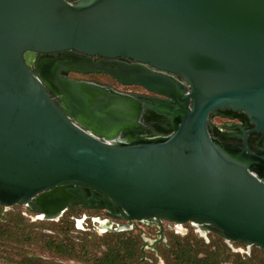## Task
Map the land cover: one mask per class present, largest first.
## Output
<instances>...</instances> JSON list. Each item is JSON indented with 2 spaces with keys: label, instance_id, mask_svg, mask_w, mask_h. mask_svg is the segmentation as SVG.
Masks as SVG:
<instances>
[{
  "label": "water",
  "instance_id": "1",
  "mask_svg": "<svg viewBox=\"0 0 264 264\" xmlns=\"http://www.w3.org/2000/svg\"><path fill=\"white\" fill-rule=\"evenodd\" d=\"M57 52L62 63L31 71L32 56ZM218 110L264 133V0H0V206L33 202L47 219L100 204L264 252V152L214 140ZM146 112L171 133L147 135Z\"/></svg>",
  "mask_w": 264,
  "mask_h": 264
},
{
  "label": "flooded vegetation",
  "instance_id": "2",
  "mask_svg": "<svg viewBox=\"0 0 264 264\" xmlns=\"http://www.w3.org/2000/svg\"><path fill=\"white\" fill-rule=\"evenodd\" d=\"M70 3L76 0H66ZM69 55L76 57H84L83 55L75 52L68 51L66 52ZM45 60H55L57 63H62L64 61L62 57V53H49V54H41L37 53L29 59L30 69L34 74H37L36 64L38 62H42ZM93 61L97 60V57L92 58ZM123 62L130 63V60L120 59ZM67 78L78 80V81H88L95 84H99L105 86L107 88L114 89L118 92L129 94L132 96H142V97H155V95L145 91L141 87L137 86H122L118 84L111 77L106 76L104 74H76V73H63ZM90 76H103L110 80V82L114 83V86L105 85L102 83L94 82L86 80L87 77ZM175 78L182 82L179 76H175ZM122 88V89H119ZM129 88L138 89L136 90H128ZM52 96V95H51ZM54 100H56L53 97ZM141 123L145 127L146 134L149 136H167L171 133V129L169 128V122L166 118L159 117L152 112H146L145 115L142 116ZM211 130L209 131L210 136L218 141L220 144L230 147L232 149L244 151L245 154L248 152L252 154L263 153L264 152V133L258 132L255 130V126L251 123L246 115L239 112H232L229 110H218L217 114L214 116H210ZM160 127L161 129H157ZM169 128V129H168ZM151 129H155L157 133H152ZM87 194L89 195V190L86 189ZM100 204H95L93 206L88 205L87 207L82 206H69L63 213H61L58 217L55 218H47L42 219V216L38 214L34 209V203L30 202L28 205H15L12 207H2L3 212H9L12 209L16 210V207H25L28 212V215L25 212L17 211L23 219L25 217H29V213L35 214V218L31 220H39V221H50V222H58L60 223L65 217L69 219L72 226L66 233L67 237L70 238L73 242L79 244L81 241L86 239H103L109 234H124L125 236L138 237L140 240V246L142 250V262H148V264H152L155 262L156 264H164V260L160 256L159 252L165 248L168 244L171 236H176L179 238H184L189 235L195 236L197 239L202 240L206 245H210L212 242H221L226 245L232 254H237L241 256L243 259L251 256L250 248L255 249L254 247H247L244 244L239 243H226L218 233L214 231H203L201 234L198 227L193 226L190 223L185 224H175L170 223L164 220H148L144 222H128L118 217H112L108 215V212L104 209H98ZM16 212V211H15ZM109 223L110 230H116L118 228H123L119 232L108 231L106 229V225ZM90 225V226H89ZM193 227L194 231L189 232L188 227ZM140 228L142 230H138L139 234L131 235L136 229ZM147 228H153V233L151 238H147L143 230ZM42 233H51V231H44ZM70 233V235H69ZM208 234H211L210 238H208ZM245 246L247 248L246 251H242L239 249H235L232 246ZM102 246H104L102 244ZM257 249V248H256ZM150 253L148 256L147 253ZM162 263H160V261ZM223 264H231L230 262H224Z\"/></svg>",
  "mask_w": 264,
  "mask_h": 264
},
{
  "label": "trees",
  "instance_id": "3",
  "mask_svg": "<svg viewBox=\"0 0 264 264\" xmlns=\"http://www.w3.org/2000/svg\"><path fill=\"white\" fill-rule=\"evenodd\" d=\"M157 129H161L157 127ZM152 133H157L151 129ZM10 217V226L24 230L20 227L25 223L23 217L18 212H3L0 207V238L9 237V225L5 223L4 218ZM62 233H67L72 224L67 217L60 221ZM12 229V227H11ZM26 240L33 239V231L28 228ZM40 240H43L44 246L52 255L59 258H79L86 264H148L142 262V250L138 237L125 236L124 234H109L103 239H86L77 244L70 238L57 240L47 234L40 232ZM105 246V251L100 255L91 254L89 247ZM164 264H264V252L260 249H253V253L248 258H242L237 254H232L226 245L221 242H212L206 245L202 240L189 235L184 238L171 236L168 244L162 250ZM20 264H42L39 259H23ZM152 264H156L153 262Z\"/></svg>",
  "mask_w": 264,
  "mask_h": 264
},
{
  "label": "rangeland",
  "instance_id": "4",
  "mask_svg": "<svg viewBox=\"0 0 264 264\" xmlns=\"http://www.w3.org/2000/svg\"><path fill=\"white\" fill-rule=\"evenodd\" d=\"M86 80L89 81H94L98 83H102L105 85L109 86H114L113 82H110L109 79L103 77V76H90L87 77ZM122 89V88H119ZM128 90H138L134 88H129ZM25 212L28 215L27 210L25 207H16L15 209H12L9 212ZM30 218L34 219L35 214L29 213ZM29 217H25L23 223L20 227H23L24 230H20L19 228L17 229L16 227L14 228L13 226H10L12 223H9L10 217H5V223L8 224L9 226L6 227V230L8 228L9 232V237L6 238H0V264H20V262L23 259H39L42 264H86L84 263L83 259L79 258H73V259H67V258H59L51 253L48 252L46 247L44 246L43 240H40V232L42 230L40 229H46V231H51V233H48L49 236L53 238H57V240H63L67 238V235L65 233H62L60 230H62V225L58 222H50V221H39V220H31ZM90 226V225H89ZM12 227V229H11ZM28 228H30L31 231V236H34L33 239H30L29 241L26 240V236L28 235ZM136 230L131 234V235H137L139 234L138 229L135 228ZM189 232H193L194 228L193 227H188ZM145 233V236L147 238H151L153 233V228H145L143 230ZM46 234V233H45ZM70 235V233H69ZM128 236V235H126ZM211 234H208V238H210ZM153 238V237H152ZM235 249H239L242 251H246L247 248L245 246H232ZM103 251H105V246H102V244L99 245L97 248L96 246L94 247H89V252L91 254H96L100 255ZM250 252H253V248H250ZM148 256H150V253H147ZM160 256L163 259V253L159 252ZM164 260V259H163Z\"/></svg>",
  "mask_w": 264,
  "mask_h": 264
},
{
  "label": "built area",
  "instance_id": "5",
  "mask_svg": "<svg viewBox=\"0 0 264 264\" xmlns=\"http://www.w3.org/2000/svg\"><path fill=\"white\" fill-rule=\"evenodd\" d=\"M160 261V260H159ZM160 263H162V261H160Z\"/></svg>",
  "mask_w": 264,
  "mask_h": 264
}]
</instances>
